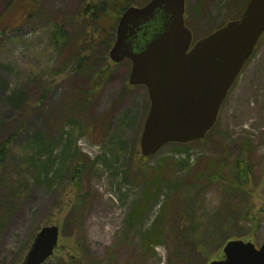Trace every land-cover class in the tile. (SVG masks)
Wrapping results in <instances>:
<instances>
[{"label": "rangeland", "instance_id": "1", "mask_svg": "<svg viewBox=\"0 0 264 264\" xmlns=\"http://www.w3.org/2000/svg\"><path fill=\"white\" fill-rule=\"evenodd\" d=\"M150 0H135L142 6ZM186 21L194 42L215 32L226 22L238 19L248 0H186ZM83 0H0V143L13 128L21 136L13 144L8 177L24 173L30 186L23 201L11 207V215L0 241V264H16L29 250L35 233L46 225L64 226L62 207L74 205L78 196L83 207L87 257L101 260L114 254V264H172L173 251L188 253L184 244L171 237L149 244L143 257V240L158 216L165 211L164 225L172 211L173 195L168 178L178 172L179 154L191 178L210 164L220 166L224 179L237 164L247 169L243 192L228 195L214 185L200 202L202 217L213 212L234 215L244 207L255 212L264 201V37L244 67L224 102L215 128L200 142L180 150L167 145L158 155L144 158L140 138L150 108L145 87H131V64L113 68L96 96L87 100L89 82L79 77L72 64L62 75L72 44L62 52L51 45V31L70 28L66 17L74 15ZM35 16L29 21V15ZM102 66L96 62L95 68ZM129 87H128V86ZM100 88V89H99ZM38 154V159L32 157ZM171 158L157 183V166ZM30 167V169H28ZM43 168L49 169L46 173ZM79 168L80 173L75 171ZM178 175L185 169L180 167ZM254 212V213H255ZM254 224L257 247L264 243V216ZM232 234L245 233L250 223L230 219ZM247 226V227H246ZM63 254L46 264H66L74 249L72 230L67 225ZM219 243L209 245L212 250ZM213 245V246H212ZM193 264L205 258L192 251Z\"/></svg>", "mask_w": 264, "mask_h": 264}, {"label": "water", "instance_id": "2", "mask_svg": "<svg viewBox=\"0 0 264 264\" xmlns=\"http://www.w3.org/2000/svg\"><path fill=\"white\" fill-rule=\"evenodd\" d=\"M186 0H151L122 15L109 58L131 62L129 84L148 90L150 109L140 138L151 158L169 144L203 139L216 125L224 101L264 35V0H250L240 18L193 44ZM264 213V202L262 204ZM61 239L58 224L36 234L21 264H46ZM223 258L208 264H264V243L229 240Z\"/></svg>", "mask_w": 264, "mask_h": 264}, {"label": "trees", "instance_id": "3", "mask_svg": "<svg viewBox=\"0 0 264 264\" xmlns=\"http://www.w3.org/2000/svg\"><path fill=\"white\" fill-rule=\"evenodd\" d=\"M83 3L76 14L66 17L70 28L62 25L51 31V45L56 52H62L68 49L69 44H72L68 58L63 64L62 75L68 73L72 64L76 65L74 71L77 75L89 82L87 100L90 104L91 99L99 91L95 89L96 84L101 88L113 68L117 67L110 61L109 51L116 38L119 20L129 7L136 5V2L135 0H83ZM34 16L35 14L29 15V21ZM1 36L3 34H0ZM98 61H101L102 66L95 68ZM24 127L22 126L20 129L18 127L13 128L9 137L0 143V241L11 215V207L16 202L23 201L24 195L30 186V181L24 178L25 174L22 172H17L18 176L16 178L8 177V168L13 159V144L19 140L21 130ZM172 145L180 147V150H186L185 148H187V145ZM38 154H41V152L35 151L32 159H38ZM169 161H172V159L166 158L159 162L156 168L157 183L161 182L162 169L169 164ZM187 161L175 162L178 172L168 178L169 184H167L173 195L175 209L167 221H164V225L160 226L158 223L162 220L163 214L169 213L165 211V206H163L164 213L157 217L149 235L143 240V257L147 254L148 245L159 244L163 237H171L175 244H184L188 251L183 255L173 251L172 254H174L175 260L172 264H193L194 255H191L192 251H200L205 256L201 260V264H208L211 260L223 258L222 248L231 239L255 242L254 224L258 220V216H264L261 208L256 212L248 207L238 208L234 215L229 214V209L226 213L216 211L207 218L200 216L199 212L204 186L208 189L211 186L219 185L223 188L224 193L228 195L239 194L243 192L247 169L242 170L236 164L230 169L229 177L224 179L221 175L223 169L220 166L216 167V165L210 164L195 178H191L189 174L192 167L186 168ZM180 167L185 169L183 176L178 175ZM43 171L48 173L49 169L43 168ZM78 172H81L79 168H77L75 174ZM61 211L68 213L65 225H60L61 243L63 244L64 237L67 236L65 230L67 225L72 230L75 243L74 249L67 257L66 264L115 263L113 253L108 254L101 260H92L87 257V249L84 247L83 207L79 196L74 205L62 207ZM230 219H234L236 223L248 222L251 226L250 228L246 226L247 228L244 230H247V232L245 233L232 234V226L228 222ZM215 239H218L219 243L217 242V245L210 250L209 245ZM64 247L66 246L63 245V248L60 246L54 256L62 255ZM25 252L26 250L19 257L16 264H21ZM125 264H134V262L130 260Z\"/></svg>", "mask_w": 264, "mask_h": 264}]
</instances>
